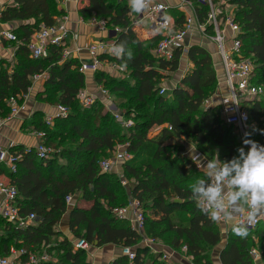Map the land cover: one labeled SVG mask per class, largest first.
<instances>
[{
    "label": "trees",
    "instance_id": "16d2710c",
    "mask_svg": "<svg viewBox=\"0 0 264 264\" xmlns=\"http://www.w3.org/2000/svg\"><path fill=\"white\" fill-rule=\"evenodd\" d=\"M57 1L15 0L0 14L2 22H24L15 30L19 42L15 61L0 63V119L10 115L7 99L15 97L18 103L32 85V76L39 73L46 74L41 101L68 110L66 116L54 117L51 128L40 113L33 122L42 133L43 128L51 134L54 128L61 130H57L56 138L63 139L62 153L61 144L48 140V133L43 134L41 141L47 138L44 143L54 150L51 157L39 160L31 149L11 152L18 156L17 170L7 173V177L17 189V206L23 214L34 213L35 219L20 228L0 218V231H6L0 236V256L8 254L12 245L36 255H56V262L48 260L43 264H90L85 251L75 249L72 241L58 240L55 228L68 210V230L73 239L94 247L116 245L134 250L133 259L120 255L110 264H175L163 260L162 252L153 253L148 246L141 245L143 239L161 241L179 252L183 248L191 264H212L211 252L221 243L222 235L217 223L191 200V185L204 177V170L196 168L186 146L178 141L187 140L205 157L208 146H215L221 161L237 155L236 149L240 147L236 143V128L224 123L218 106L204 107L217 84L210 54L201 46H190L187 57L191 69L175 87L160 95L163 79L178 67L180 50L174 51L169 61L155 58L152 50L160 35L140 38L122 1L87 0L78 9L80 17L103 20L108 28L121 27L123 30L114 41H125L133 53L125 68L126 76L116 77L101 68L94 72L96 83L117 100L124 98L121 114L128 126L123 128L113 114L102 113L98 100L89 108L81 106L78 94L85 80L76 58L62 59L61 48L54 45L47 46L41 57L30 56L26 47L30 36L40 24L53 26L63 15ZM212 2H220L221 16L226 8L230 9L233 22L239 27L241 54L253 65L252 82L264 88V0ZM193 4L198 21L206 22L207 5L197 1ZM167 15L172 19L173 30L181 27V12L171 9ZM206 31L212 33L207 22ZM108 58L123 63L116 57ZM257 97L243 99L241 104L253 123L249 125V138L262 144L264 103ZM157 126H161L158 134L150 136V130ZM119 144L125 145L130 156L121 164V178L99 168V157L114 152ZM66 196H71V202L77 198L87 205L78 207L70 203L68 208ZM130 201L137 203L144 216L142 234L135 232L128 220L117 219L113 213ZM260 226L262 230L258 232ZM257 228L248 230L246 238H240L231 227L219 254L220 263L256 264L250 255L252 249L264 259V223Z\"/></svg>",
    "mask_w": 264,
    "mask_h": 264
},
{
    "label": "built area",
    "instance_id": "2783aa9c",
    "mask_svg": "<svg viewBox=\"0 0 264 264\" xmlns=\"http://www.w3.org/2000/svg\"><path fill=\"white\" fill-rule=\"evenodd\" d=\"M121 1V0H120ZM200 2L207 5L206 11V22L212 26V33L206 31V22L201 23L198 21L196 16V11L193 2ZM60 4L64 7L67 0H59ZM178 4L175 6L170 5L168 0L164 1H152L151 7L142 15H132L130 16V21L132 26L139 24L140 21L146 19L150 23L151 29H153L155 35H160V40L157 43L153 54L155 58L163 59L169 61L172 59L173 53L176 50H180L181 54L186 53L188 46L186 44V38L191 34V32L197 29L204 36L209 38L217 46V53L221 60L223 72H224V82L226 85V94L222 98L220 103V115L222 120L227 125H233L241 134L244 139H249V124L250 118L247 110L241 104L243 99H249L264 93V88L253 84V65L252 63L245 59L241 54V41L237 38L239 33V27L233 22L232 14L230 9L225 11L223 16L220 15V10L216 3L212 0H177ZM185 7L190 8V12L184 14L181 27L176 30L172 29V19L167 15V12L171 9H183ZM1 14V8H0ZM90 21L97 24L98 28L101 30L108 31L109 38L96 40L92 42L87 48V52L90 56L91 61L89 63L80 62L79 71L80 72H95L100 68L109 72L118 71L123 72L125 70L122 65H119L114 60H109L108 57H115L110 54V46L115 43L114 39L117 33H120L123 29L121 27L115 26L108 28L103 20H97L95 18H90ZM167 24L163 32L158 34L154 29L159 26L161 22ZM226 31H229V37L226 36ZM2 37L6 40L13 42H18L16 36L9 32L4 31ZM72 42V34L66 25V17H62L53 26H44L41 24L38 30L31 35L26 47L32 58L41 57L46 51L47 46L54 45L61 48V58H76L73 56V51L69 49L70 43ZM229 42V46L227 44ZM79 48H75L77 52ZM102 56V58H100ZM43 74H34L32 76V82L38 80ZM100 94L105 95L106 91L101 86L99 89ZM159 94H165V89L160 88ZM80 103L83 107L89 108L95 101L93 94L80 93L79 95ZM207 100L204 102L207 104ZM10 108V115H14L18 109V103L15 97H9L6 101ZM68 113L67 108L61 105H56V116H66ZM9 115V116H10ZM113 117L120 121V114H113ZM54 115H48L45 119L47 125H51ZM122 127L128 126V122H120ZM38 137L42 139L43 133H37ZM264 145V143H262ZM193 146V145H192ZM190 156L196 165V168L203 170L201 167L202 163L207 162L208 158L205 157L201 152L196 151ZM33 153L36 158L43 160L49 158V149L40 141L34 148ZM115 160L125 161L130 156L125 151L116 152ZM16 159L18 156L10 153L7 150L0 149V169L3 168L6 175L7 173H15L17 170ZM114 162L110 159H104L99 162V168L103 172H109L113 167ZM125 181H122V185H125ZM17 189L12 185L11 181L3 179L0 177V218L5 220L7 223H11L20 228H24L29 224H32L35 219L34 213L23 214L20 212L17 206ZM65 201L69 203L71 201V196H66ZM131 210H126L125 208L114 209L113 213L117 219L128 220L131 228L138 234H142L144 230V216L140 210H138L137 203L134 201L128 204ZM127 211L129 215L127 216ZM246 213L235 217L234 224L241 220H244ZM264 223V212L257 214L255 220L248 225V230H253L257 228L258 225ZM220 223H217V225ZM145 246H151L153 241L148 239H143ZM88 244L84 240H75L73 242V247L75 249L86 250ZM153 250V249H152ZM156 253L157 251H152ZM122 255L128 257L129 260L134 258V250L131 248H122ZM252 259L256 262L259 261V253L252 249L250 251ZM48 259V255L43 252L40 255H36L32 251H27L26 249H10L9 253L4 256H0V264H43ZM163 260H167L165 255L162 257Z\"/></svg>",
    "mask_w": 264,
    "mask_h": 264
},
{
    "label": "crops",
    "instance_id": "0c3cea01",
    "mask_svg": "<svg viewBox=\"0 0 264 264\" xmlns=\"http://www.w3.org/2000/svg\"><path fill=\"white\" fill-rule=\"evenodd\" d=\"M121 1L126 7H128L127 6L128 0H121ZM152 1L161 2L164 0H152ZM86 2L87 0H67L66 5L63 7L58 0L57 7L63 10V15L59 18V20L63 16L66 17V25L72 34V42L70 43L69 49L73 51V56L76 57V59L79 62L89 63L91 59L86 48L95 40H102L109 38V34L108 31L99 29L97 24L90 21L89 19L85 20L80 17L78 13V9L82 7L84 4H86ZM168 2L172 6L178 4L177 0H168ZM14 3L15 0H0L1 11L6 6L13 5ZM176 10L181 12L183 15L190 12L189 7H185L183 9L177 8ZM226 10L229 9L226 8ZM128 14L129 15L131 14V16L132 14L136 15L131 12ZM22 24H24V22H17V21L2 22L0 20V63L15 61V52L17 46L19 45V42H13L3 38L2 33L4 31H9L16 36L15 30ZM133 28L139 34V37L143 39L155 35L153 29L151 28H149L150 34H147L146 31H142L141 29H139V24L134 25ZM226 36L229 37V31H226ZM186 44L188 46H192V45L201 46L210 54L212 60V66L216 74L217 84L214 94L207 99L208 102L207 104L204 103V107L218 106V108H220L221 100L226 94V85L224 82V72H223L221 60L217 53L216 44L214 43V41H211L209 38L204 36L201 32H199L195 28L191 32V34L186 38ZM227 44L229 46V42H227ZM77 47L79 48V50L75 52V48ZM153 51L154 50H152V52ZM102 67L104 68V66ZM191 67L192 64L188 60L187 52L182 53L179 58L177 69L173 72L171 71L167 75V77L163 79L161 83V88H164L165 92L171 90L179 83L181 78L186 74L187 71L191 69ZM108 73L116 77H123L128 74V70L125 69L123 72L110 70ZM42 74L43 76L40 77L38 80L32 82V85L30 86L28 92L19 99L18 109L16 114L10 115L4 119H0V149L7 150L10 153L11 152L17 153L20 152V150H26V149H31L32 151H34V148L41 141V138L38 137L37 135V133H41V131L36 130L33 124L34 120L36 119V115L40 113L42 115V119L44 120V122L48 115H54L55 117L56 105L48 104L46 102L41 101L40 99V98H44V91H45L44 81L46 78V74L45 73ZM83 74L85 80L84 88H82L78 94L79 101H80L79 98L80 93L93 94V96L95 97V101L98 100L99 104H101V111L103 114L109 112L110 109H113V111L110 110L113 112V113L111 112V114L114 113L118 114L117 112H115L116 108L112 104L114 101V96L112 95L110 97V94H108L106 90H105L106 91L105 95L100 94L99 89L101 85L94 81V72L87 71V72H83ZM110 106H112V108H110ZM160 129L161 126L153 127L149 132L150 136L157 135ZM178 141H180L183 145L186 146L187 148L186 153L189 156H191L195 152V150H193L192 148L193 147L192 144H189L187 140L178 139ZM121 151H125V145L120 146L119 144L115 147L113 155L110 158V160L114 162L110 172L115 173L120 178L122 176L121 164L123 163V161L117 162L115 160L114 155L116 152H121ZM204 163L206 164V162ZM0 177L3 178L4 180L7 179V175L3 168L0 169ZM76 199L77 198H75L76 201L75 205H77L78 207H85L87 205L86 202ZM70 203L71 201L68 203V205H70ZM68 208L70 207L68 206ZM126 210H131L129 205L126 207ZM126 215L127 216L129 215V211H127ZM234 219L228 221L225 224H218V228L221 232L222 239L223 237L225 238L224 236L225 234L227 238L230 229L234 224L233 223ZM68 221H69V212L67 210L66 213L62 215L60 222L58 223V225H56L55 230L59 232L58 240H61L62 238H67L73 243L75 239H73L72 235L68 230ZM2 234L5 235L6 231L4 230L3 233H1L0 231V236ZM141 243H142L141 245L145 246L143 240L141 241ZM155 243L157 244L155 245L152 243V245L155 246L156 249L155 251L162 252L163 255H165V257L167 258V260H170L175 264H191L190 259L185 255L183 248L179 252L170 249L168 246H166V244L163 245L164 243H162L161 241H157ZM225 243H226V239H225ZM224 245L221 244L219 248L218 246L215 247L218 248V250L216 256L212 258V264H221L219 260V254ZM14 248L15 247L11 245L8 249V253L10 249H14ZM149 248L152 250V246H149ZM215 248L213 249V251H215ZM121 249H122L121 247L116 245H104L101 247L88 246V248L84 251L86 253V259L90 264H110L118 256L122 255ZM212 255H214L213 252ZM48 259H49V255H48Z\"/></svg>",
    "mask_w": 264,
    "mask_h": 264
},
{
    "label": "clouds",
    "instance_id": "9594fccd",
    "mask_svg": "<svg viewBox=\"0 0 264 264\" xmlns=\"http://www.w3.org/2000/svg\"><path fill=\"white\" fill-rule=\"evenodd\" d=\"M151 5L152 0H128L127 6L131 13L142 16ZM166 27L162 21L154 30L160 34ZM110 54L120 59L124 68L133 59L125 41L113 43ZM243 145L230 160L221 161L217 155L202 163L204 177L190 188L191 200L214 223L225 224L246 213L244 220L232 226L240 238L248 236V225L264 212V145L251 139H244Z\"/></svg>",
    "mask_w": 264,
    "mask_h": 264
},
{
    "label": "rangeland",
    "instance_id": "374dc122",
    "mask_svg": "<svg viewBox=\"0 0 264 264\" xmlns=\"http://www.w3.org/2000/svg\"><path fill=\"white\" fill-rule=\"evenodd\" d=\"M217 5H220V2H218V3H216ZM133 15V14H132ZM130 16H131V14H130ZM134 17H135V15H134ZM149 26H150V23H149V21L148 20H146V19H144V20H142V21H140L139 22V29H141L142 31H146L147 32V34H150V32H149ZM96 41V40H95ZM94 41V42H95ZM109 94V93H108ZM112 96V94L110 95V97ZM257 98H260V100H262V103H264V93H261L260 95H258V97ZM124 98H121V99H119V100H117L115 97H114V101H113V105L115 106V108H116V111L115 112H117L118 114H120L121 115V120L120 121H118V120H116L115 118V121H118L119 123L120 122H122V121H125V119H124V117H122V114L120 113V112H122V104L124 103ZM101 105V104H100ZM110 108H112V106H110ZM110 110H112L113 111V109H110ZM109 110V112H107V113H109V114H111V112L112 111H110ZM113 113V112H112ZM112 115V114H111ZM130 120H132L131 118H130ZM47 125V124H46ZM250 126H252L253 125V123H250L249 124ZM53 126V124H51L50 125V128ZM43 134L44 133H48V140H51L52 142H55V141H57L58 140V142H59V144H61L62 142H63V139H57L56 138V134H57V130H58V132H61V130L59 129V128H54L53 129V132L54 133H50V131L48 132L47 130H45V128H43ZM236 131H237V137H236V143H239V146L241 147V146H244L243 145V140H244V137H242L241 136V134H240V132L236 129ZM249 139H251V138H249ZM46 140H47V138H46ZM46 140L45 141H43V143L45 142L46 143ZM44 143V145L46 146V144ZM120 146H123V144H120ZM246 147V146H245ZM46 148L47 149H49V156H50V154H52L53 152H54V150L50 147V146H46ZM65 148H64V146L61 144L60 145V149H59V153L61 152H63V150H64ZM246 150H247V147H246ZM218 151H219V149H217L215 146H208V149L206 150V156H207V158H208V160H214L216 157H217V154H218ZM112 155H113V152H111V153H109V154H105V155H103V156H100L99 157V161H101V160H104V159H110L111 157H112ZM51 157V156H50ZM59 158H61V157H59ZM60 161H61V159H59ZM63 160V159H62ZM63 162H65V160L63 161ZM126 186V185H125ZM122 193H123V191H121ZM74 203H75V198L73 199V201L71 202V205H74ZM71 205H69V207H71ZM122 208H125V207H122ZM120 209V208H119ZM256 230H258V232L259 231H261L262 230V226H260V227H258ZM225 236V238L223 237V239H222V241H221V243L218 245V248L220 247V245L222 244V245H224V243H225V239H226V234L224 235ZM157 242V241H156ZM159 243V242H158ZM153 244H157V243H155V241H153ZM161 244V243H160ZM163 245H165V244H163ZM152 246V249L155 251L156 249H155V246L154 245H151ZM167 246V245H166ZM218 248H215V251H213L212 250V252H213V254L214 255H212V252H211V259L212 258H214L215 256H216V254H217V250H218ZM151 250V249H150ZM153 250H151V251H153ZM48 260H50V262H56V260H57V258H56V255L55 254H50L49 255V259ZM256 263L257 264H264V259H261V260H259V261H256Z\"/></svg>",
    "mask_w": 264,
    "mask_h": 264
}]
</instances>
